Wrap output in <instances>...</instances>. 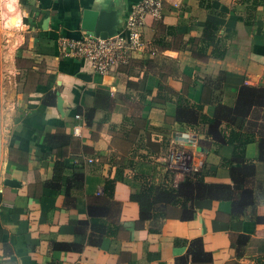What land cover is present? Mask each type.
I'll return each instance as SVG.
<instances>
[{
	"label": "crops",
	"instance_id": "0c3cea01",
	"mask_svg": "<svg viewBox=\"0 0 264 264\" xmlns=\"http://www.w3.org/2000/svg\"><path fill=\"white\" fill-rule=\"evenodd\" d=\"M138 1L0 0L4 264H264V222L253 217L264 216L262 109L239 129L253 137L242 163L225 162L234 146L206 136L201 120L218 102L233 106L241 87H264V0H161L160 16L145 18L144 47L104 75L59 50L60 36L88 32L85 9H114L124 24ZM206 24L217 26L208 40ZM179 105L190 114L177 118ZM229 130L217 126L219 137ZM169 148L208 184L232 186L229 164L243 169L254 209H234L237 190L173 204L167 192L184 175L168 180ZM144 184L163 200L155 219L140 218L132 199Z\"/></svg>",
	"mask_w": 264,
	"mask_h": 264
},
{
	"label": "trees",
	"instance_id": "16d2710c",
	"mask_svg": "<svg viewBox=\"0 0 264 264\" xmlns=\"http://www.w3.org/2000/svg\"><path fill=\"white\" fill-rule=\"evenodd\" d=\"M212 27L214 29L217 28V26L214 25H205L204 33L206 40L210 38V36H206V34L213 35L212 29L207 30L208 28ZM43 103L47 104L46 101H44ZM181 107H183V109ZM256 109H262L261 117L264 120V87L243 86L238 91L236 102L233 106H228L221 102H218L214 108V112L211 117L202 116L201 120L204 124L207 125V130L205 131L206 136L213 137L215 140L224 144H231L234 146L232 157L229 160H225L226 163H242L241 160L244 157V145L250 142L253 137L240 133L239 129H242L244 127V124L247 122V119L250 115H254L256 113ZM180 113L189 115V108L187 106L179 105L177 111V118H179L178 114ZM86 118H89L88 113L86 114ZM222 122H224L230 130L227 136L222 133V137H219L217 132V126L220 125ZM262 128H264V124L261 125V129ZM258 142L259 159L263 161L264 131H259ZM57 162V170L60 171L61 169L58 166H62L64 164L60 161ZM229 165L233 181L232 186L225 184L205 183L203 180L202 173L199 170L192 171L183 176V181L178 185L177 189L173 191L175 193H173L172 191L167 192L172 196L169 201H173L174 203H172L176 204V201L179 202L182 198V203L185 207L186 201H190L191 199H201L203 197L231 198L234 193V190H237L238 192H241L239 199L232 201L234 209L237 210V212L238 210L242 212L244 207H246L247 205L254 209L255 202L253 193L251 192V190H246L242 187V173L244 172L243 169L238 170L235 166H232L231 164ZM244 165H246V163ZM244 165L243 167H246V174H251L250 165ZM113 186L114 181L110 180L106 182L104 189L110 191L112 190ZM153 190L154 192L156 191L152 186H147L144 184V186H142V189L139 192L132 195L133 201L137 202L139 205V217L142 219H155L156 217H159L157 214H155V212L163 200L155 199L153 195ZM110 196H112V191L110 193ZM156 196L163 199V197L165 196L164 190H162V193L158 192ZM186 214H190V212L185 210L181 215V218L188 217ZM253 217L255 221L264 222V216L260 217L254 215ZM55 247L68 248V245L61 244L55 245Z\"/></svg>",
	"mask_w": 264,
	"mask_h": 264
},
{
	"label": "built area",
	"instance_id": "2783aa9c",
	"mask_svg": "<svg viewBox=\"0 0 264 264\" xmlns=\"http://www.w3.org/2000/svg\"><path fill=\"white\" fill-rule=\"evenodd\" d=\"M161 9V0H139L131 6L124 24L113 35L100 38L86 32L78 38L60 36L57 40L58 48L64 55L86 60L95 72L104 75L115 66L127 65L131 54L144 47L145 18L159 17ZM74 133L78 134L77 127ZM181 157L179 149L169 148L167 164L176 170L191 172L193 167L179 164ZM0 264L4 263L0 260Z\"/></svg>",
	"mask_w": 264,
	"mask_h": 264
},
{
	"label": "water",
	"instance_id": "95a60500",
	"mask_svg": "<svg viewBox=\"0 0 264 264\" xmlns=\"http://www.w3.org/2000/svg\"><path fill=\"white\" fill-rule=\"evenodd\" d=\"M121 24L122 22L118 19L117 13L114 9H85L82 13V28L100 38H106L113 35L119 29ZM57 106L58 108L61 106V99L59 97L57 98Z\"/></svg>",
	"mask_w": 264,
	"mask_h": 264
},
{
	"label": "rangeland",
	"instance_id": "374dc122",
	"mask_svg": "<svg viewBox=\"0 0 264 264\" xmlns=\"http://www.w3.org/2000/svg\"><path fill=\"white\" fill-rule=\"evenodd\" d=\"M22 3V2H21ZM2 19H3V16L1 15V10H0V22L2 21ZM1 36V35H0ZM181 153H182V156L183 157H181V162H179V164H182L183 165V167L184 166H186L187 164H188V162H189V159H188V157L186 156V152L184 153V152H182V150H181ZM167 172V174H168V180H173V179H175L176 178V176H182V175H186V174H188L189 172H187V171H184V170H176L175 169V167L174 166H170L169 167V170L168 171H166ZM181 173V174H180Z\"/></svg>",
	"mask_w": 264,
	"mask_h": 264
},
{
	"label": "bare ground",
	"instance_id": "6f19581e",
	"mask_svg": "<svg viewBox=\"0 0 264 264\" xmlns=\"http://www.w3.org/2000/svg\"><path fill=\"white\" fill-rule=\"evenodd\" d=\"M7 6H8L10 9H13V8H14L13 4L11 5V2H10V1L7 2ZM17 21H18V17H17L16 15L12 14V15L9 17V21H8V22H9L10 25H14V24L17 23Z\"/></svg>",
	"mask_w": 264,
	"mask_h": 264
}]
</instances>
